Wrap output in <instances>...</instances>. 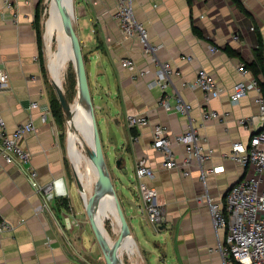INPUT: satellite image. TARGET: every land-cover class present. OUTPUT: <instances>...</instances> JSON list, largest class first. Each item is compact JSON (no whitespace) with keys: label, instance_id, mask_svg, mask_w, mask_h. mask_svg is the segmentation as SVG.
<instances>
[{"label":"crops","instance_id":"crops-1","mask_svg":"<svg viewBox=\"0 0 264 264\" xmlns=\"http://www.w3.org/2000/svg\"><path fill=\"white\" fill-rule=\"evenodd\" d=\"M37 1L16 0L17 22L2 15L0 2V67L9 73L8 85L0 89L2 114L10 131L29 120L37 126L24 139L32 152L30 164L0 159V217L14 225L0 233V264H91L87 256L97 245L85 207L91 197L79 176L73 178L67 170L71 135L56 120L52 108L43 117L45 105L51 107V101L34 22ZM80 6L78 33L86 55L106 175L127 219L122 243L125 263L223 264L222 254L215 248L226 230L214 225L208 201L200 197L205 193L224 197L249 170L227 155L235 141L248 143L259 127V121L248 127L238 122L240 117L259 112L256 91L238 102L231 100L230 91L241 76L240 62L251 63L256 48L264 43V0H193L192 4L188 0H135L136 17L147 27L151 41L161 44V59L171 61L177 71L165 91L152 83L153 73H141L147 65H155L149 63L141 41L122 30L115 16L116 0H87ZM194 26L204 37L195 33ZM212 45L219 50L213 52ZM188 55L193 58H184ZM125 57L135 60L134 67L122 65ZM200 68L215 75L224 89L221 95L208 98L201 88L188 84L196 80ZM179 93L192 105L189 115L168 111L160 103L162 96ZM33 101L40 106L31 107ZM206 109H215L220 116L205 119ZM131 113H146L150 123L130 127L127 115ZM191 120L214 150L205 166H223L224 170L205 173V166L195 162L190 174L184 175L164 166L163 154L152 145L154 124L180 132ZM174 147L182 157V146ZM140 157H146L155 170L154 177L144 181L157 188L158 202L166 208L160 225L142 210L136 176ZM30 168L38 173L37 186L29 177ZM57 176L65 177L68 195L47 201L40 187ZM100 207L104 230L107 217L122 224L116 203L103 201ZM67 216L77 219L71 228Z\"/></svg>","mask_w":264,"mask_h":264},{"label":"built area","instance_id":"built-area-1","mask_svg":"<svg viewBox=\"0 0 264 264\" xmlns=\"http://www.w3.org/2000/svg\"><path fill=\"white\" fill-rule=\"evenodd\" d=\"M134 1L116 0L115 16L127 36L137 37L141 41L149 63L155 65V68L147 65L141 73H153L152 83L165 91L172 83L173 75L177 73L176 68L171 61L161 59L158 52L161 44L151 41L147 27L136 17ZM0 2L3 8L2 15L17 22L16 0H0ZM235 37L237 38L238 35L236 34ZM211 50L215 52L219 48L212 45ZM184 58L191 60L193 57L188 55ZM121 63L124 67H134L136 62L131 57H125ZM238 71L241 76L232 86L231 100L238 102L249 92L256 91L255 101L259 106L257 114L240 117L238 122L248 127L259 121V127L248 143L242 140L235 141L227 157L249 167V170L228 189L224 197L215 198L205 193L200 198L208 201L214 225L226 230L224 239L215 248L221 252L223 264H264V95L259 80L246 62H240ZM8 81V71L0 67V89L6 87ZM188 84L201 88L208 98L217 97L224 91L215 75L205 68H200L196 80ZM160 103L166 110L183 115H189L192 109L191 103L180 93L174 97L164 95ZM38 106H40L38 101H33L31 104V107ZM51 112L50 105H45L43 117H47ZM218 116L220 113L215 109L204 110L205 119ZM127 123L130 127H136L149 124L150 119L146 113H131L127 115ZM36 130L37 126L33 120L20 123L12 131L8 130L0 104V159L3 158L8 163L30 164L32 152L25 145L24 139L28 133ZM174 144L182 146V157L177 156ZM152 145L163 154L165 167L179 169L184 175L190 174L191 166L195 162L205 166V162L214 153L213 148L206 145V137L199 133L198 127L192 120L188 128L180 132H171L168 126L162 123L154 124ZM222 170H224L223 166H205V173ZM28 173L32 183L37 186V171L30 168ZM154 175L155 170L148 163V159L140 157L136 164V176L140 180L142 210L151 222L160 225L165 220L166 208L158 202L157 188L144 181L145 178ZM40 188L47 201L68 195V185L64 176L54 177ZM42 208L43 206L39 207ZM66 220L70 228L77 222V219H72L70 216H67ZM13 227L14 225L6 218L0 217V233L10 231Z\"/></svg>","mask_w":264,"mask_h":264},{"label":"rangeland","instance_id":"rangeland-1","mask_svg":"<svg viewBox=\"0 0 264 264\" xmlns=\"http://www.w3.org/2000/svg\"><path fill=\"white\" fill-rule=\"evenodd\" d=\"M72 20L74 23L75 29L79 30V18H80V5H83L87 0H67ZM52 3L53 0H42L41 2V27L43 35V52L46 63V70L44 72L47 85L50 88V101L53 97L59 100L57 94V88L61 87L64 92L67 94L68 99L71 102L72 109L77 104L79 100V84H78V67L77 62L72 55V52L62 46L60 40V28L58 26L59 18H54L55 25L52 28H49V21L52 18ZM80 6V7H79ZM84 57L85 52L83 50ZM59 56V77L56 75L51 60L54 56ZM86 59V57H85ZM60 101V100H59ZM61 104V102H60ZM62 106V105H61ZM63 109V107H62ZM64 123L62 125L63 129L71 134L73 132V127L69 125L68 120L66 119L64 110ZM92 133L87 128L81 130L76 129L75 131V140L72 142V145L68 151L67 159V170L71 177L79 176L81 181L86 188L87 193L92 198L95 193V179L93 171V150L92 147L88 150L87 144L93 141ZM90 147V145H89ZM81 152V153H80ZM114 162H112V167L115 169V173H119L114 167ZM109 174L112 175V170H109ZM88 186V187H86ZM83 194V190H82ZM78 195V194H77ZM90 198V199H91ZM115 201V196L113 195ZM115 203V202H114ZM104 219V217H103ZM105 233L108 239L110 240V247L114 246L116 241L121 235L122 224H119L114 220V218H106L104 220ZM96 240L95 251L88 255V260L91 264H107L102 246L94 236ZM119 257L123 264H126L122 257V246L119 250Z\"/></svg>","mask_w":264,"mask_h":264},{"label":"water","instance_id":"water-1","mask_svg":"<svg viewBox=\"0 0 264 264\" xmlns=\"http://www.w3.org/2000/svg\"><path fill=\"white\" fill-rule=\"evenodd\" d=\"M58 4L60 9V14L66 26V30L69 32L71 36V41L75 54L74 58L77 62L79 101L88 105L91 116V128H92L91 133L93 137V141L91 142V147L93 150L92 157H93V171H94V179H95V193L93 197L86 202L85 207L90 219L91 227L96 235L97 240L102 246L107 264H120L119 250L122 246L127 231V219L124 213V209L122 208L121 203L116 194V190L110 184L108 177L106 175L105 154L103 149L102 137L97 122L95 105L93 102L92 91L90 86V78L86 66V59L83 54L80 35L74 27V23L70 12V7L67 0H58ZM57 94L63 106L66 119L68 120V122H70V117L72 113L71 102L61 87L57 88ZM104 185H106L115 196V203L117 205L118 211L121 216L122 228L124 227V230L121 232L120 237L116 241L115 245L112 247H110V242H109L110 240L105 235L104 229L99 220L100 204L102 198H104V190H103Z\"/></svg>","mask_w":264,"mask_h":264},{"label":"bare ground","instance_id":"bare-ground-1","mask_svg":"<svg viewBox=\"0 0 264 264\" xmlns=\"http://www.w3.org/2000/svg\"><path fill=\"white\" fill-rule=\"evenodd\" d=\"M51 11H52L53 16L49 21V28L50 27L52 28V26L55 25L54 18L58 17L59 20H58L57 24H58V26L60 28V32H61L60 33V40L62 42V46L68 48L72 52V55L74 56L75 54H74V49H73V45H72V41H71V36H70L69 32L66 30L65 23H64L62 16L60 14L58 0H53ZM59 59H60L59 56L56 55L51 60L52 67H53V69H54V71L58 77H59V67H58ZM69 125L71 127H73V132H71V134H70L71 135V145H72V142H74V140L76 138V136H75L76 129L83 130V129L87 128L89 131L92 132L90 110H89L87 104H84L78 100L77 104L72 109ZM103 190H104V197H106V198H104V199L102 198L103 200L101 201V204L103 201L106 204L107 203L114 204L115 201L113 199L112 191L106 185H104ZM100 211H102L101 207H100ZM99 215H100L99 220H100V223L102 224L103 223L102 214L99 213ZM123 230H124V227L122 228V231ZM104 232H105V230H104ZM105 235H106V233H105ZM120 264H122L121 260H120Z\"/></svg>","mask_w":264,"mask_h":264},{"label":"trees","instance_id":"trees-1","mask_svg":"<svg viewBox=\"0 0 264 264\" xmlns=\"http://www.w3.org/2000/svg\"><path fill=\"white\" fill-rule=\"evenodd\" d=\"M190 4H192L193 0H188ZM238 2V0H236ZM41 2L42 0H38L37 8H36V16H35V27L37 31V37H38V43L40 48V62L43 71L46 70V63L44 58V52H43V35H42V27H41ZM194 31L197 35L204 37V33L202 30L194 26ZM86 57V56H85ZM248 67H250L253 71V74L257 77L259 80V83L262 88V93L264 95V43H260V45L255 50V59L251 63H246ZM67 95V94H66ZM68 97V96H67ZM61 101H59L57 98L53 97L51 100V108L53 111V114L56 118V120L63 125L64 123V115L63 110L60 104ZM65 113V112H64ZM59 200L65 199V197L58 198ZM67 204V202H66Z\"/></svg>","mask_w":264,"mask_h":264}]
</instances>
